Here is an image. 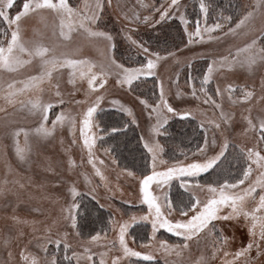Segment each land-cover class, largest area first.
<instances>
[{
	"label": "snow or ice",
	"instance_id": "snow-or-ice-1",
	"mask_svg": "<svg viewBox=\"0 0 264 264\" xmlns=\"http://www.w3.org/2000/svg\"><path fill=\"white\" fill-rule=\"evenodd\" d=\"M213 2L195 0L190 24L181 0H0V264H97L96 256L98 264H152L156 251L164 264H264V0H237L235 15ZM173 19L183 31L179 44L167 46ZM114 24L122 25L115 33ZM148 31L156 35L144 39ZM192 45L201 68L188 56ZM180 65L187 87L173 95L166 82L176 84L179 72L176 79L167 73ZM149 78L159 90L151 103L142 90ZM109 84L134 93L147 112L138 141L143 163L130 149L132 162L121 169L146 208L127 219L110 213L111 239L84 229L96 205L121 212L100 203L98 190L107 200L122 195L105 169L119 167L113 153L130 125H139L120 99L105 111ZM177 117L201 132L178 156L160 139H176L167 126ZM109 140L100 150L110 164L97 154V142ZM57 141L64 159L49 154ZM133 225H150V233L133 235ZM161 229L177 241L154 243Z\"/></svg>",
	"mask_w": 264,
	"mask_h": 264
},
{
	"label": "rangeland",
	"instance_id": "rangeland-1",
	"mask_svg": "<svg viewBox=\"0 0 264 264\" xmlns=\"http://www.w3.org/2000/svg\"><path fill=\"white\" fill-rule=\"evenodd\" d=\"M189 0H181V4H187ZM132 3H135V0H131ZM145 3H152L155 2L157 3V5H159V3L161 2V0H144ZM214 21H210L208 23H213ZM112 24L111 20H110V25ZM168 25H171V27H167L165 26V30L169 31L170 33H177L178 37H180L178 39L179 43L181 40V34L183 31V26L179 25V21L176 19L170 20L168 21ZM121 24H114L112 25V30L113 32H117L119 30V28L121 27ZM179 26V27H178ZM159 31V28L157 29ZM191 30V29H190ZM153 33L151 31H148L147 33ZM145 34V33H144ZM146 38V37H145ZM144 38V39H145ZM184 41H187V37H183ZM178 43V44H179ZM117 44H118V49H123L124 50V40L122 38V36H118L117 37ZM193 49L192 53H188L189 58L193 61L194 65L196 66V68L203 66L204 65V61L197 59L198 56V52H199V45H192L191 46ZM179 72V79L177 81L176 84H172V85H168L166 82V89L170 88L171 93L174 95L178 90L181 92H184L186 90V79H187V75H188V70L186 68H184L182 65L180 66H173L170 68L169 72L167 73V75H171L173 79H176L175 73ZM231 79V77H229ZM151 80V78H149V81ZM221 83H223V81H220ZM239 82H243L242 80L237 81ZM197 86H199V80L196 81ZM152 82H148V84L146 86H151ZM210 88V92L211 90H214L215 88V83H212L209 85ZM108 91L109 94L106 97V101L103 105V107L105 109H112V107L109 105L108 101L112 100V99H120L123 103H126L129 107H131L133 109V112L135 114V116L137 117V122L138 125L136 124H132V127L136 130L138 136L140 137L144 131H145V127H146V120H147V112L143 111V105L139 104V101L136 100L135 98V94L134 93H129L126 89L125 90H120L118 88H112L111 84H109L108 86ZM159 94V90L158 88H156V95L154 96V98L152 99H148L149 103H151L153 100H155L156 96ZM78 99L80 98L79 96L77 97ZM144 98V97H143ZM146 99V98H144ZM172 99V97L170 96V100ZM209 115H211V110H209ZM237 116H239V111H237ZM128 119H131L130 117H127ZM174 119H178L174 118ZM173 119V120H174ZM173 122L172 120L169 121V124ZM199 129V128H198ZM200 130V129H199ZM58 135H60V133L58 132ZM78 135V132H77ZM64 137H65V145L64 147H68L70 145V141H71V136H69L67 134V130L64 131ZM161 139V138H160ZM162 142V140H161ZM101 147L103 146H99L97 144V154L101 156V158L106 160V163L110 162L107 160V157L104 156V154L102 153V151L100 150ZM72 154L74 159L77 160V162H79L80 160V145H72ZM49 154L53 155V158L55 159L56 157H60L61 159H64V155L62 152V149L57 141L55 149L54 150H50ZM167 158V157H165ZM182 158V157H181ZM34 164H33V171L34 172H39V168H37L36 166V158L34 157ZM123 168V166L119 165V167H117L116 165H111L109 167H107L105 169V174L108 176V179L111 181V183L115 186V185H119L121 191H122V195L120 194V192L117 193L116 198H113L111 200H107L105 199V193L103 188L99 189V199H100V203H104L105 205H114L115 207H118L121 209V212H115V208H109V207H105V209H107L110 213H114V218L119 220L121 219L122 213H127V215L123 216V219H127L129 216H131L132 214H141V208L144 207L146 208V206H142L139 204L138 199H137V188H136V182L135 180H133L130 177H127L125 173H123L121 171V169ZM88 169L90 170V166H88ZM0 172H2V169H0ZM98 181V177L95 178ZM154 187V186H153ZM81 191H86V189H84L83 185H81ZM159 191V190H157ZM124 201H129V203H125ZM40 206L43 209H48L49 205L47 202H42L40 204ZM3 225V221L0 220V226ZM136 226V225H133ZM138 227V226H136ZM138 230L143 234L145 233H150V225H148L147 227H144L143 225H140ZM105 231H107V235L108 238L111 239L114 237V233L111 231V226H109L108 230L106 229ZM131 232V229L129 230ZM163 229L160 230V232L157 234V241L154 243H158V240L163 239V240H167L162 236V232ZM166 231V230H164ZM102 236L104 235V232L102 231ZM171 234V233H170ZM134 235V234H133ZM130 241L132 239V237H129ZM169 243H174L177 241V239H173V241H169L167 240ZM241 242V233L238 231L237 232V240H236V244L239 245ZM73 243H76V241L74 240ZM53 245H49V248H53ZM94 251H102V248H96L94 247L93 249ZM230 251L232 249H229ZM13 251L15 252V247L13 248ZM194 254H198V253H194ZM255 253L253 252V255ZM69 255H71V253H69ZM60 256L62 258L63 253L61 251ZM155 260H159L161 263L164 264V257L162 256L160 251H156L155 252ZM97 260V264H98V260H99V256L94 257ZM135 259V258H134ZM66 262V261H65ZM73 264H75V261H73ZM214 264H220L219 260L215 261Z\"/></svg>",
	"mask_w": 264,
	"mask_h": 264
},
{
	"label": "trees",
	"instance_id": "trees-1",
	"mask_svg": "<svg viewBox=\"0 0 264 264\" xmlns=\"http://www.w3.org/2000/svg\"><path fill=\"white\" fill-rule=\"evenodd\" d=\"M194 3H195V0H189L187 2V5H188L187 14H188L190 24H194L195 21L197 20L196 12L198 11V8L194 9L192 7ZM236 4H237V0H214L213 7L218 8L220 6H223L225 9H227V12H230L233 15H235V12L233 11V8L231 7V5H236ZM210 21L211 22L214 21V17L210 18L208 22ZM166 32L169 33V37H170L167 46H171L173 42H175L176 44L179 43L178 39L180 37H178L177 33L173 34V33H170L169 31H166ZM155 35L156 33H150V32L145 33L144 38L146 37L145 39H149L150 37L155 36ZM163 46L165 45L162 43L161 47ZM122 52H123V49H118V56ZM201 67L202 66L200 65L199 68ZM192 75L197 76L198 72L193 71ZM142 90L145 93L144 98L146 99H152L156 95V88H154L153 84L151 86H146V85L142 86ZM154 92H155V95H153ZM105 111L111 113V112H114L115 110L113 108L112 109L110 108V109H105ZM126 119L128 118L126 117ZM172 121L173 122H171L169 126L167 127H168L169 132L174 137H176V139L175 140L170 139V140L165 141V138L161 137V140H162V143H165L166 151L171 152V150L175 148V155L178 156L181 148L184 150H188V149H193L195 147L196 141L199 140L201 137V132L193 124H187V123L180 122L179 118L174 119ZM105 139H107V137H105ZM181 140H183L182 144L180 143ZM138 141H139V136L136 130L132 127V125H130L127 131V135L124 137H121V144H120L119 149L115 153H113V155L117 157L119 161V165L124 167V165L126 164L127 165L131 164L132 157L129 154L130 149H137V151L133 153L137 157L136 163L138 165H141L143 163L142 160H140L141 153L139 151ZM112 143L113 142L109 140L108 143L103 145V147H109L112 145ZM97 144L101 146L99 142H97ZM125 157H127V159H125ZM175 183H178V182H175ZM174 190L175 189L173 188V191ZM88 199L89 197L86 196L85 200L87 201ZM93 204H95L94 201H93ZM109 215H110V212L107 209L105 208L99 209V206L96 205V210L94 211V214L92 217L93 223L90 224L88 228L84 229L85 233H87L91 228H95L97 231L106 230V229L108 230L110 226L108 223ZM97 217L99 219H97ZM138 228L139 227L133 226L131 228V233L134 235H142V233L138 230ZM161 233H162V236L169 241H173V239H177L172 234L164 230ZM157 261H158V264H163L159 260H154L152 264H157ZM64 264H67V262H64ZM137 264H146V262L140 260L137 262Z\"/></svg>",
	"mask_w": 264,
	"mask_h": 264
}]
</instances>
